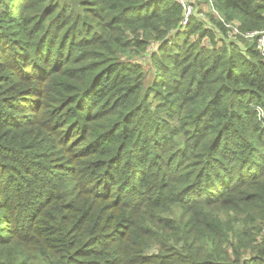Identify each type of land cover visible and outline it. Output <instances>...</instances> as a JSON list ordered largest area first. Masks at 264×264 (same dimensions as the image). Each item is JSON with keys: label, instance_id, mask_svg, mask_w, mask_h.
I'll return each instance as SVG.
<instances>
[{"label": "trees", "instance_id": "16d2710c", "mask_svg": "<svg viewBox=\"0 0 264 264\" xmlns=\"http://www.w3.org/2000/svg\"><path fill=\"white\" fill-rule=\"evenodd\" d=\"M191 2L0 0V264H264V0Z\"/></svg>", "mask_w": 264, "mask_h": 264}, {"label": "built area", "instance_id": "2783aa9c", "mask_svg": "<svg viewBox=\"0 0 264 264\" xmlns=\"http://www.w3.org/2000/svg\"><path fill=\"white\" fill-rule=\"evenodd\" d=\"M179 3L184 7L185 10V16H184V20L182 22L183 26L188 25L190 18L192 17V15L195 12V7L193 5V3L191 2V0H178ZM231 27V26H230ZM235 33H239V30L237 28H235ZM256 35V32L253 33H249V37H254ZM258 47L259 49L264 53V33L262 38L260 37L258 40ZM258 111L260 114L261 119L264 118V110L260 107H258Z\"/></svg>", "mask_w": 264, "mask_h": 264}, {"label": "rangeland", "instance_id": "374dc122", "mask_svg": "<svg viewBox=\"0 0 264 264\" xmlns=\"http://www.w3.org/2000/svg\"><path fill=\"white\" fill-rule=\"evenodd\" d=\"M197 8H199V7H197ZM202 9V12L203 13H208V10H209V8H208V6L206 5V4H204V5H202V8H201V6H200V10ZM195 10V9H194ZM200 10H198V12L200 11ZM196 11V10H195ZM195 13V12H194ZM263 33L264 32H256V35L254 36V37H249L248 35H249V33L248 34H243L242 32H240L239 31V33H238V35H241V36H244L246 39H248V40H253V39H255L256 37H258V36H261V38H262V36H263Z\"/></svg>", "mask_w": 264, "mask_h": 264}]
</instances>
